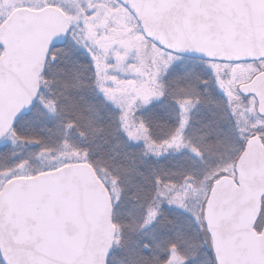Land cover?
<instances>
[{"label":"snow or ice","instance_id":"6c2138e0","mask_svg":"<svg viewBox=\"0 0 264 264\" xmlns=\"http://www.w3.org/2000/svg\"><path fill=\"white\" fill-rule=\"evenodd\" d=\"M118 6L129 17L110 49L84 19L16 44L0 33V264H264V195L250 255L220 187L244 188L251 153L264 165V108L246 90L264 79V0H108ZM55 7L0 0V28ZM247 41L255 54L233 55ZM76 166L111 212L103 223L71 209L54 248L39 216L18 225L10 184L29 176L56 196Z\"/></svg>","mask_w":264,"mask_h":264},{"label":"water","instance_id":"95a60500","mask_svg":"<svg viewBox=\"0 0 264 264\" xmlns=\"http://www.w3.org/2000/svg\"><path fill=\"white\" fill-rule=\"evenodd\" d=\"M133 5H138L142 0H128ZM69 25L66 12L60 8H45L40 11H27L19 15L15 22L6 28H0V33L7 35L8 39L16 44L23 38L30 36L37 31H45L49 34H56L61 26L67 28ZM256 46L252 41L234 46L233 55H253L251 49ZM246 90L257 93L259 107L264 108V79L254 80L247 85ZM247 181L242 190L233 191L229 185L231 181H222L221 189L228 198L234 202L229 221L233 222L239 229V235L245 242L250 255L257 254V247L252 237L255 233L252 230V223L258 212L261 210V196L264 195V165L261 158L251 153L246 163ZM12 192L9 197V207L18 218V225L25 230L32 222L41 218L49 235L52 237L54 248L59 246L56 238L57 226L65 233L72 232L74 223L67 218V213L75 209L98 222L107 223L111 209L108 202V192L104 185L96 179L91 169L83 170L76 166L64 178L63 183L55 182L59 195L52 196L50 187L40 186L33 183L29 176L19 177L10 184ZM39 192L38 198L34 199L33 194ZM70 202V204H69ZM71 205V207H70ZM63 218L64 222L61 223ZM17 225L10 226V231L15 230L18 239H26V232H21ZM234 248L229 243L222 247V255L230 258L234 255Z\"/></svg>","mask_w":264,"mask_h":264},{"label":"rangeland","instance_id":"374dc122","mask_svg":"<svg viewBox=\"0 0 264 264\" xmlns=\"http://www.w3.org/2000/svg\"><path fill=\"white\" fill-rule=\"evenodd\" d=\"M33 5L38 3V0H31ZM57 6L62 8L68 15L69 24H75L77 19L87 20L85 25L86 30L95 34L100 31L103 33L105 30L110 32V36L104 38V47L110 49L113 43H116L115 37L124 35L125 23L129 17L127 9L122 7L111 8L108 7V0H101L99 4L96 0H56ZM95 9L91 16H85V10L89 7ZM110 25H115V28H110ZM129 44L130 41H123ZM236 102V101H235ZM237 103V102H236Z\"/></svg>","mask_w":264,"mask_h":264},{"label":"trees","instance_id":"16d2710c","mask_svg":"<svg viewBox=\"0 0 264 264\" xmlns=\"http://www.w3.org/2000/svg\"><path fill=\"white\" fill-rule=\"evenodd\" d=\"M237 103H241V104H243L244 102L241 100V101H236ZM236 102H234V103H236ZM250 104L252 103L251 101L249 102ZM240 109H238V111H239Z\"/></svg>","mask_w":264,"mask_h":264}]
</instances>
